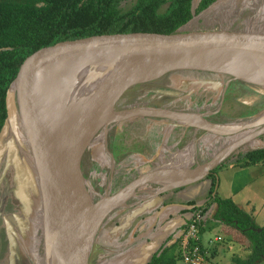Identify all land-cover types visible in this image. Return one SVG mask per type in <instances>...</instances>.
<instances>
[{"label":"water","instance_id":"water-1","mask_svg":"<svg viewBox=\"0 0 264 264\" xmlns=\"http://www.w3.org/2000/svg\"><path fill=\"white\" fill-rule=\"evenodd\" d=\"M93 58L103 59L104 64L99 72L96 92L90 97L87 116L67 127L63 134L55 130L52 133L56 92L63 75L77 62ZM152 65L158 66L155 73L144 71ZM190 71L209 72L248 86L264 87V32H187L180 28L167 35L144 32L99 35L40 50L22 64L7 93L6 122L10 121L11 115L8 100L11 91L16 94L18 104L20 100L18 117L37 177L44 229L47 227L54 236L55 249L62 264H88L99 229L114 209L127 207L128 200L138 197L134 195L135 189L157 184L161 187L152 195H158L200 181L240 147L264 135V111L235 125L214 123L198 114L166 108L127 110L126 118L144 116L182 122L184 116H198L204 125L192 126L222 138L248 132L224 145L201 165L182 163L153 167L129 181L111 197L100 196L94 203L87 193L88 182L81 171V160L96 136L113 123H109V119L117 102L138 85ZM241 102L246 103L245 100ZM11 150L12 146L8 157ZM14 159L17 160V154ZM74 175L79 181L78 188L73 182ZM21 188L16 196L28 204V197L21 193ZM101 205L92 228L86 232L82 215L90 217ZM5 225L9 244L8 264H16V233L9 221L6 220Z\"/></svg>","mask_w":264,"mask_h":264},{"label":"rangeland","instance_id":"rangeland-1","mask_svg":"<svg viewBox=\"0 0 264 264\" xmlns=\"http://www.w3.org/2000/svg\"><path fill=\"white\" fill-rule=\"evenodd\" d=\"M199 1L193 0V10L196 9ZM134 2L135 0L122 2L120 7L127 9ZM182 30L187 32L199 30L264 32V0H215L209 9L194 14L193 19ZM170 76L172 77H162L151 83L136 86L130 90L134 91L133 93L129 91L128 96L121 97L114 107V113L141 107H165L172 111L185 112L186 108L192 109L194 107L200 109L203 114H208V119L211 122L222 121L220 124L238 125L257 117L264 111V87L250 86L249 88L253 93L246 95L247 93L241 85L236 84L233 80L230 81L232 83L227 87L228 90L224 92L223 87L218 88L209 83L212 80L224 82L230 79L227 76L215 77V74L209 72L190 71L180 74L179 78H176V80H180L177 84L172 83L174 75ZM31 85L28 87L30 92L32 90ZM8 100L10 121L6 122L0 135V264H8L9 255L4 218L11 219L16 233V253L18 255L16 264H49L37 177L29 167L23 168L16 161L10 166L9 158H12L19 149L23 150L22 157H25L27 153L29 154L30 150L24 143L26 138L19 122L17 105L20 104V100L18 104L16 94L11 91ZM243 100L248 104L242 103ZM179 124L183 127H189L186 121L178 122L157 117L130 116L110 124L105 131L102 130L84 152L83 156L86 155V157L83 161L81 160V171L88 182V186L93 189L95 194V196L93 195V202L95 203L103 195H110L111 197L130 180L153 167L182 163L200 164L201 162L198 160L197 162L188 161L191 158L193 147L186 146L185 139L192 134L186 133L185 139L181 138L180 131L176 128ZM247 132L229 135L224 141L230 143ZM207 134L208 139L211 140L210 133ZM213 139L216 141L217 138ZM116 144L119 145L118 151H116ZM221 144L222 141H219L217 147L222 148L224 145ZM10 146L13 147V150L10 151L8 157ZM255 148H264V135L240 147L229 157V160L216 169L217 180L215 182L218 189L215 186L212 195L216 193L220 199L227 195L234 204L240 206L243 201L250 200L251 208L258 212L261 203L253 199V193L256 185H259L260 191L264 189V162L262 163L263 166L257 165L250 167L251 169L236 168L226 172L228 163L233 160L238 161L245 152ZM162 153L167 155V161L160 159ZM238 162L243 163L240 160ZM238 167L241 166L238 164ZM210 183L211 178L209 176L204 177L197 183L199 188L195 184V188L189 190L191 194L186 195L184 201L193 198L195 201L203 199L204 189L207 190ZM21 186L28 197V204L16 196V192ZM158 188L160 186L157 184H148L135 189L134 195L138 197L128 200L126 205L140 201V197L143 198L141 201L146 200L147 192H154ZM263 194L264 192L258 193L260 196ZM127 208L131 209L129 206L114 209L107 219L117 215L118 212H122L118 214L121 215L119 216L121 218L124 215L123 211H126ZM246 213L251 214V211L246 210ZM262 222L259 220L260 224ZM209 224L206 222L204 231ZM212 226L214 227L212 228ZM101 228L98 231H101L99 237L92 244L88 264H118L120 261L117 260L118 257L112 256L115 252L108 253L107 257H104V253L99 248L100 235L102 236V231H104ZM211 228V232L205 231L202 234V240L206 241L203 264H231L232 257L245 258L249 254L250 249L247 245L244 246V244L239 243L238 247L232 244H230L231 248L225 246L229 243L224 234H231L229 239L235 241L233 238H241V232L233 228V230L223 226L221 228L220 224L213 220ZM104 236L108 237L106 234H103ZM106 243L108 242L106 241ZM173 251H175V247L170 250V252ZM177 264H181L180 261ZM258 264H264V259Z\"/></svg>","mask_w":264,"mask_h":264},{"label":"trees","instance_id":"trees-1","mask_svg":"<svg viewBox=\"0 0 264 264\" xmlns=\"http://www.w3.org/2000/svg\"><path fill=\"white\" fill-rule=\"evenodd\" d=\"M125 1L128 0H0V135L7 120L10 84L24 61L34 53L64 42L99 35L172 34L186 26L194 14L209 9L215 0H200L195 10L193 0H135L131 7L122 9L120 4ZM84 157L86 155L82 160ZM239 160L243 162L241 167L263 163L264 148L245 152ZM216 169L209 175L211 183L206 200L191 209L193 215L200 214V247L202 251L205 248L202 234L207 213L213 206L211 220L241 232V238H232L250 249L245 258L232 257L231 264H258L264 259V226L256 225L252 216L231 199L212 195L216 186ZM180 239L153 251L144 264H177L180 261ZM174 247L175 251L170 252Z\"/></svg>","mask_w":264,"mask_h":264},{"label":"crops","instance_id":"crops-1","mask_svg":"<svg viewBox=\"0 0 264 264\" xmlns=\"http://www.w3.org/2000/svg\"><path fill=\"white\" fill-rule=\"evenodd\" d=\"M167 77L171 78L172 76H167ZM172 79H174L172 80V83L174 84L180 82V80H176L175 77H173ZM164 93L166 92L164 91ZM199 129L200 130L198 129L194 130L193 133H191L188 129V134H192V135L188 136L185 139L186 146H189V148L193 147V152L192 150H190L192 152V155L188 161L191 160L197 162L198 160L201 162L200 164H192V165H201L209 161L210 158L217 151L221 149L220 146L217 147L219 141H222L223 145L228 144V142L227 143L225 142L226 140L224 141V139L227 137L222 138V137L212 136L210 134L209 136L212 137V139L209 140L207 136L208 132L204 131L201 128ZM213 138H217L216 141ZM116 149H117L116 151H118L119 149L118 144H116ZM255 149H259V148H255ZM160 159L162 160L164 159L166 161L168 160L167 155L163 153L161 154ZM228 159L229 157L226 160H224L218 166V168L221 167V165L225 163ZM183 164H187V163H183ZM228 164L229 165L227 167L226 172L236 168L251 169L250 167H254L257 165L263 166V164L260 163L256 165H249L246 167L244 166L238 167V164L241 166V163L236 162L235 160H233L231 163ZM215 177L217 180L216 173H215ZM176 180L178 179L176 178ZM200 181H197L195 183L180 188L164 191L159 193L158 195L151 196L152 193H155V191H157L159 188L156 189L154 192H147L148 196L146 200L141 201L143 198H139L141 199L140 201H136L129 205L131 209L127 208L126 211H123L124 217L122 216L121 218H119V216L121 215L118 214H121L122 212H118L117 215H114L110 217V219H107L101 228L102 230L104 229V231H102V236L100 235L101 242H99V248L101 252L104 253V257L105 256L107 257L108 253L115 252L112 256L118 257L117 260L118 261L120 260L118 264H144L147 261V259L150 257V255L153 253V251H156L161 246L165 247L174 244L176 240L179 239V237L181 236L183 232L182 228L184 227V225L186 223H189L193 216L191 209L194 206L201 205L206 200V196H207V192L209 191V188L207 190L204 189L205 193L203 194V199L205 200L201 198V200L197 199L196 202L195 199L193 198L194 200L191 199L184 201L185 196L189 195L190 193L189 190H191V188H195V184L197 185V183ZM216 188L218 189L217 185ZM186 190H188V192H186ZM263 192L264 189L260 191L259 185H256V188L254 189V193H253V199L261 203V207L258 210V212H255V209L251 208L250 200L243 201V204H241V206L236 204L245 212L246 210H250L251 214L250 213L249 214L254 219L256 225H258L259 227H262V225L264 226V194L262 196L258 195V193L262 194ZM223 199H231V198H229L226 195L223 197ZM188 202L189 203L192 202V203L189 205ZM213 213H214V207L212 206V208H210V210L207 213L208 219H206L207 220L206 222L210 224L208 227L206 226V230H205L206 232L209 231L211 232L212 228L214 227L212 226L211 228V222H212L211 216L213 215ZM259 220H262L263 222L260 224ZM222 226L223 225L220 224L221 228ZM100 232L97 233L95 239L99 237ZM225 233H227L226 230ZM103 234L104 235L106 234L108 237L105 236L103 237ZM224 235L225 237L227 236L226 238L228 239H226V241L228 240L229 243L225 245L226 247L228 246L229 248H231L232 246H230V244L234 245L235 247H238L239 243L237 241L235 242L231 238L229 239L231 234L228 233L229 236L227 234ZM106 241L108 243H106ZM203 242L205 243L206 241L203 240Z\"/></svg>","mask_w":264,"mask_h":264},{"label":"bare ground","instance_id":"bare-ground-1","mask_svg":"<svg viewBox=\"0 0 264 264\" xmlns=\"http://www.w3.org/2000/svg\"><path fill=\"white\" fill-rule=\"evenodd\" d=\"M102 61L103 59L101 58L79 61V65H72L68 69V72L63 75L60 86L56 92L52 133L53 130H55L63 134L67 127L81 122L87 116L86 113L88 114L90 97L96 92V85L99 84V72L104 64ZM157 68L158 66L152 65L145 68L144 71L155 73L158 70ZM70 71L72 72L70 73ZM128 114V111L112 113L109 123L119 121ZM183 121H186L188 125H204V122L198 118V116H184ZM73 182L78 188L79 181L75 179V175L73 176ZM87 193L90 198L93 199L94 191L89 186H87ZM101 207L102 205L97 208V211L92 213L90 217L82 215L86 232L92 228L94 217L98 214V209ZM83 211L84 209H82V213ZM45 237L49 264H62L55 249L54 236L50 234L47 227L45 228Z\"/></svg>","mask_w":264,"mask_h":264},{"label":"built area","instance_id":"built-area-1","mask_svg":"<svg viewBox=\"0 0 264 264\" xmlns=\"http://www.w3.org/2000/svg\"><path fill=\"white\" fill-rule=\"evenodd\" d=\"M200 214L196 213L192 216L187 228L181 234L179 242L180 263L181 264H203L204 249L200 247L201 236L199 234L198 223ZM179 237V238H180ZM206 253V252H205Z\"/></svg>","mask_w":264,"mask_h":264},{"label":"flooded vegetation","instance_id":"flooded-vegetation-1","mask_svg":"<svg viewBox=\"0 0 264 264\" xmlns=\"http://www.w3.org/2000/svg\"><path fill=\"white\" fill-rule=\"evenodd\" d=\"M217 76H219V75H216L215 77H217ZM175 78H177L178 76H174ZM179 78V77H178ZM232 79H229V80H226V81H224V82H221V81H214V80H212V81H209V83L211 84V85H213V86H216V87H218V88H222L223 87V92L224 91H226L227 90V87L230 85V83H232V82H230ZM234 82H236V84H238V85H241V87L244 89V91L247 93L246 95H250V94H252L253 93V91L249 88L250 87V85L248 86V85H246L245 83H242V82H239V81H236V80H233ZM212 82V83H211ZM215 82H220V83H215ZM218 85V86H217ZM250 91H251V93H250ZM218 93V92H217ZM177 112H180V111H177ZM199 112V114L198 115H201V116H203L206 120H208V121H210L209 119H208V114H203V112H201L200 111V109H195L194 107H192V109L191 108H186V111H185V113H191V114H197ZM211 122V121H210ZM217 123V122H216ZM180 127V128H179ZM176 128H178L179 129V134H180V136L181 137H183V139H185V135H186V133L188 134V129H189V131L191 132V133H193L194 132V130H196V129H198V130H200L199 128H196V126H192V125H189V127H183L181 124L180 125H178ZM197 130V131H198ZM225 138V137H224ZM25 144H26V142H24ZM23 152V150L22 149H19V151H17L16 152V154H17V160H15L14 159V155L12 156V158H9V160H10V166L12 165V164H14V161H16L20 166H22L23 168H26V167H29L30 169H31V171L35 174V171H34V168H33V165H32V160H31V157H30V155L27 153V154H25V157H22V155H21V153ZM83 161V160H82ZM83 166V165H82ZM21 193H23L24 195H25V193H24V190H23V188H21ZM22 195V194H21ZM26 196V195H25ZM94 196H95V194H94ZM33 202V201H32ZM32 205H34V203H32ZM9 221L11 224H12V221H11V219H3V221H4V227L6 228V225H5V221ZM13 225V224H12ZM5 233H6V231H5Z\"/></svg>","mask_w":264,"mask_h":264}]
</instances>
